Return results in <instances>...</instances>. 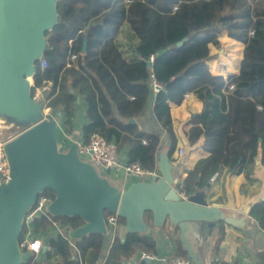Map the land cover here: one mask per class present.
Returning a JSON list of instances; mask_svg holds the SVG:
<instances>
[{
  "label": "trees",
  "instance_id": "1",
  "mask_svg": "<svg viewBox=\"0 0 264 264\" xmlns=\"http://www.w3.org/2000/svg\"><path fill=\"white\" fill-rule=\"evenodd\" d=\"M57 10L59 21L46 32V65L36 61L31 93L35 97L39 89L43 91L47 107L57 113L67 133L74 132L76 104L83 98L88 118L84 142L93 134L102 135L116 142L130 161L154 169L164 131L174 163L176 135L169 102L180 104L192 92L204 104L193 116L192 131L203 125L204 148L210 155L179 180V190L188 196L202 194L210 188L212 175L222 169L238 173L259 155L264 164V0H58ZM125 22L139 39L137 52L143 57L155 54L154 72L163 85L154 104L159 132L148 131L135 120L145 114L153 93L151 68L147 61L127 60L116 43L114 34ZM223 31L244 44L239 71L229 78L232 87L208 64L213 58L211 44H219L217 36ZM41 194L55 196L50 189ZM105 214L107 221L114 215ZM254 214L264 223V202ZM151 218L149 213L150 223ZM53 222L76 228L83 221L79 216L42 214L34 221L35 232L46 231ZM124 225L125 219L117 216L104 264H134L142 252L157 253L153 235L126 232ZM25 231L26 225L20 243ZM105 238L91 233L73 245L60 235L51 240L46 257H61L59 264H82L87 258L88 264H97ZM220 241L213 246L215 252ZM177 255L188 259L180 241ZM30 262L25 256L22 264ZM139 264L154 263L141 259Z\"/></svg>",
  "mask_w": 264,
  "mask_h": 264
},
{
  "label": "water",
  "instance_id": "2",
  "mask_svg": "<svg viewBox=\"0 0 264 264\" xmlns=\"http://www.w3.org/2000/svg\"><path fill=\"white\" fill-rule=\"evenodd\" d=\"M57 3L0 0V112L11 131L0 138L17 134L5 144L10 176L0 184V264L23 263L20 235L25 216L47 189L55 194L46 208L50 215L79 216L83 221L76 228H62L71 241L91 233L111 235L106 212L123 217L126 232L153 235L167 224L178 229L193 264H206V249L220 222L252 240L255 231L247 227V215L233 217L221 204L208 205L199 193L188 197L181 193L169 151L159 156L160 177L134 181L125 188L79 156V135L67 148L58 140V120L51 115L44 118V99L31 93L36 61L44 58L48 47L46 32L59 21ZM183 44L179 42L180 47ZM29 75L32 80L26 84ZM0 128L2 134L1 124ZM149 213L151 223L146 219Z\"/></svg>",
  "mask_w": 264,
  "mask_h": 264
},
{
  "label": "crops",
  "instance_id": "3",
  "mask_svg": "<svg viewBox=\"0 0 264 264\" xmlns=\"http://www.w3.org/2000/svg\"><path fill=\"white\" fill-rule=\"evenodd\" d=\"M218 40L226 45L225 53L220 54L219 57L216 56L217 48L211 44L213 58L209 60L208 64L214 74L222 75L228 80L231 75L239 71L244 44L229 37L226 31L218 34ZM138 43L139 39L136 38L133 47L118 45L127 60H141V55L136 50ZM236 47L238 48L237 55L239 57L237 61L232 58L234 56L233 49ZM155 98L156 94L151 93L145 114L135 119L140 123L141 127L151 132L160 131L154 112ZM169 105L173 130L176 135L173 152L174 173L181 180L185 178L189 170L194 168L199 159L210 155V152L204 148L203 125L198 124L196 130L192 131L194 126L193 116L203 111L204 104L194 93L190 92L186 94L180 104L170 101ZM87 123V104L83 98H80L77 101L76 113L73 119L74 132L68 134L73 138L79 135V138L82 139L83 128ZM170 147L171 141L167 133L163 131L158 150V159L160 154L169 151ZM181 147L185 149V154L181 159H177L176 155ZM122 156H125L124 152H122ZM110 180L113 183H120L125 188L135 181L132 176L125 172L121 174L120 179L113 175ZM200 195L205 198L208 205L213 203L221 204L223 210L230 216L242 217L247 215V227L255 231L253 239L248 241L240 229L224 222L219 223L212 233V245L206 249V264H213L215 260L217 261L216 264H264V223H262V213H260L261 216L254 214L256 206L264 202V164L262 163L261 155L254 161L247 163L238 173H232L228 169L218 171V176L214 181H211L210 188ZM63 227L65 226L60 228L50 226L46 231L37 233L44 246V250L40 255V260L44 264H59L61 262L62 259L59 256L46 257V251L52 239L57 240L60 235H63ZM153 236L157 241V253H155L156 258L151 261L152 263L172 264V260L175 257H180L177 255L178 241H180L178 229H174L167 224L160 229H156ZM217 240L221 241L218 252H215L213 246H215ZM112 241L113 232L111 235L106 236L97 264H104ZM71 243L75 245L76 241H71ZM183 249L186 250L184 247ZM163 257L167 258V262L161 260ZM87 261L89 262L88 258ZM87 261H82V264H88ZM133 263H140V254L134 259Z\"/></svg>",
  "mask_w": 264,
  "mask_h": 264
},
{
  "label": "built area",
  "instance_id": "4",
  "mask_svg": "<svg viewBox=\"0 0 264 264\" xmlns=\"http://www.w3.org/2000/svg\"><path fill=\"white\" fill-rule=\"evenodd\" d=\"M74 55H72V58ZM42 60V65L45 66L46 62L44 59ZM141 60L147 61L150 64L151 68V84L153 93L157 94L163 89L162 83L157 79L154 72V62H155V54H151L148 57L141 56ZM229 79L227 83H229ZM229 87H232L229 83ZM42 95V90H38ZM40 98V96H38ZM43 97V95H42ZM44 98V97H43ZM45 101V109H44V118H48L49 115L56 118L58 120V128H57V137L58 140L67 148L69 147L74 138L71 137L68 133H66L61 121H59L57 117V113L53 112L49 107H47L48 100L44 98ZM17 135V134H15ZM15 135L8 138H0V184L9 178L10 176V167L7 160V155L5 151V144L12 139ZM78 153L79 156L86 161H92L96 164V166L100 169L101 173L106 174L107 176L114 175L120 179L122 173H126L132 176L135 181L140 180H149L153 176L160 177V169L158 167L154 169H145L138 161H130L127 156L126 159L122 156V152L119 149V145L114 142H108L102 135L93 134L88 142H84L83 139H79L78 141ZM185 154V149H178L176 158L181 159ZM107 169L111 170L110 174H107ZM218 176V172L214 173L211 177V181H214ZM185 197H188L184 192H181ZM53 198H51L47 194H39L34 206L25 216L26 231L24 233V239L21 244V248L25 249L23 251V259L25 256L31 257V262L29 264H44L40 260V255L44 250V246L40 240V237L37 235L34 229V221L39 218L42 214H49L46 211L48 204L51 202ZM108 223L113 226L117 224V215H111L108 218ZM51 226L60 228L61 226L53 222ZM156 258L154 253L150 252H142L140 254L141 259H150L151 261ZM163 262H167V258L163 257L161 259ZM172 264H192L190 259H185L181 257H175L172 260ZM242 264V263H240Z\"/></svg>",
  "mask_w": 264,
  "mask_h": 264
},
{
  "label": "rangeland",
  "instance_id": "5",
  "mask_svg": "<svg viewBox=\"0 0 264 264\" xmlns=\"http://www.w3.org/2000/svg\"><path fill=\"white\" fill-rule=\"evenodd\" d=\"M136 38L137 37L135 36L132 28L130 27V25L127 22H125L120 27V29L114 34V39L117 41L116 43L119 46L129 45L130 47H133L135 45V39ZM217 38H218V36H217ZM214 46L217 48L216 56L219 57L220 54L222 55V54L225 53L224 50L226 49V45H224L223 42L219 41V44L218 45H214ZM233 51H234V56H232V58L237 61V59L239 58L238 55H237L238 54V52H237L238 48L236 47L235 49H233ZM42 95L39 92H37L34 98H39L38 96H40V98H43ZM43 109H45L44 106H43ZM0 124H1V126L4 127L3 133L0 134V137L6 136L9 133H11L10 130H6L7 128H5V126L10 125V122L8 120L4 121V114L2 112H0ZM15 129L13 131H17V129L16 130ZM0 130H1V128H0ZM109 178L112 179L113 175H110Z\"/></svg>",
  "mask_w": 264,
  "mask_h": 264
},
{
  "label": "bare ground",
  "instance_id": "6",
  "mask_svg": "<svg viewBox=\"0 0 264 264\" xmlns=\"http://www.w3.org/2000/svg\"><path fill=\"white\" fill-rule=\"evenodd\" d=\"M31 80V75H29L28 78L25 80V83L28 84Z\"/></svg>",
  "mask_w": 264,
  "mask_h": 264
}]
</instances>
